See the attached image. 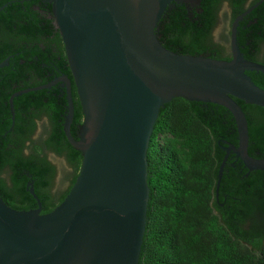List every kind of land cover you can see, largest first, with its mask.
<instances>
[{
  "label": "water",
  "instance_id": "obj_1",
  "mask_svg": "<svg viewBox=\"0 0 264 264\" xmlns=\"http://www.w3.org/2000/svg\"><path fill=\"white\" fill-rule=\"evenodd\" d=\"M173 1L49 0L72 77L61 74L18 91L9 102L14 115L15 97L62 83L64 133L82 163L69 193L49 213H42L30 182L36 209H14L0 196V264H139L150 199L149 144L161 109L175 98L217 104L233 116L238 145L224 147L217 190L231 153L248 170L264 171V158L249 153V122L236 100L264 108V88L248 74H264V64L247 59L238 43L240 22L264 0L233 20L230 60L163 46L157 29ZM73 82L83 112L78 139L71 131Z\"/></svg>",
  "mask_w": 264,
  "mask_h": 264
},
{
  "label": "trees",
  "instance_id": "obj_2",
  "mask_svg": "<svg viewBox=\"0 0 264 264\" xmlns=\"http://www.w3.org/2000/svg\"><path fill=\"white\" fill-rule=\"evenodd\" d=\"M249 1L200 0L190 8L184 0H175L159 22V40L179 54L230 60L231 51L213 39L219 12L228 2L232 25L256 2L248 6ZM3 6L0 63L10 59L0 68V196L14 209L36 208L37 201L27 190L33 181L45 214L67 196L82 163L81 153L65 140V88L55 86L15 98L13 130L9 98L59 74H72L49 0H0ZM238 43L247 59L264 64V2L240 22ZM248 74L264 88L263 73ZM74 90L71 131L78 139L83 112ZM236 100L249 122V153L264 158V108ZM44 115L54 129L47 137L34 139L37 119ZM229 144L238 145V134L232 114L223 106L175 98L161 109L148 149L150 199L139 264H264V226L245 231L238 225L243 214L235 212L236 222L228 227L212 206L224 147ZM50 151L65 156L74 169L67 190H52L56 169L47 158ZM234 161L231 155L219 190H228L229 183L228 191L242 199L246 211L252 210L254 200L264 208V172H251L247 178L245 165L236 160L235 169Z\"/></svg>",
  "mask_w": 264,
  "mask_h": 264
},
{
  "label": "flooded vegetation",
  "instance_id": "obj_3",
  "mask_svg": "<svg viewBox=\"0 0 264 264\" xmlns=\"http://www.w3.org/2000/svg\"><path fill=\"white\" fill-rule=\"evenodd\" d=\"M254 1L258 2L259 0H250L248 2V6L253 3ZM255 2V3H256ZM200 3V0H197V4ZM228 3V2H227ZM254 3V4H255ZM229 4V3H228ZM252 4V5H254ZM251 5V6H252ZM249 6V7H251ZM190 7V6H189ZM248 7V8H249ZM192 8V7H190ZM231 31V30H230ZM8 59V64L9 65V57L7 58ZM5 59V60H7ZM4 60V61H5ZM3 61V62H4ZM2 63V62H1ZM6 66V65H4ZM3 66V67H4ZM2 68V67H1ZM61 74L57 75L56 77H59ZM55 77V78H56ZM53 78V80L55 79ZM51 80V81H53ZM50 81V82H51ZM50 82H47L46 84L50 83ZM46 84H40V85H37V86H34V87H30V88H26V89H31V88H37V87H41L43 85H46ZM55 86H59L61 87V89L63 88L62 87V83H57L55 85H53L52 87L50 88H43V89H51ZM58 88V87H56ZM75 89V90H74ZM22 90H25V89H22ZM38 90H42V89H38ZM38 90H33V91H38ZM73 90L77 93V89H76V85L75 83L73 82L72 84V92ZM18 91H21V90H18ZM16 91V92H18ZM14 92V93H16ZM29 92H32V91H29ZM13 93V94H14ZM28 93V92H27ZM25 94V93H24ZM23 95V94H22ZM12 96V94H11ZM10 96V97H11ZM21 96V95H20ZM19 97V96H18ZM17 98V97H15ZM14 98V100H15ZM74 98V97H73ZM77 99L79 100V97H78V93H77ZM10 100V98H9ZM80 102V101H79ZM13 104H14V101H13ZM75 104V103H74ZM9 106H10V102H9ZM10 112H11V120H12V123H11V129L10 130H13L14 126L16 125V108H15V105H14V112L15 114L13 115L12 114V111H11V106H10ZM73 124V123H72ZM63 125H64V121H63ZM43 129V132L41 133L40 132V135L38 136L39 134V131H41ZM54 129V126L51 124L50 122V119L48 118V116L44 115L41 117V119H37V129H36V132H35V135L33 136L34 139H38V138H45L47 137L46 135H49L47 133H50L51 131H53ZM49 131V132H48ZM63 131H64V126H63ZM65 134V133H64ZM65 140H67L66 138V135H65ZM68 141V140H67ZM25 153L27 154V151L25 150ZM226 154V152H225ZM50 155H53L54 158L56 159H63L67 165L71 168L72 170V173L68 176V184L66 186V188H64L63 190H67L69 185H70V180L72 179V177L74 176L73 175V172H74V169L71 167V165H69L68 161L66 160L65 156H62V155H58L54 152H47V158L48 160L51 162V164L54 166V168L56 169V173H55V177L53 178L52 182L54 183V186H55V182H56V178H57V173H58V165L50 158ZM231 155H234L235 157V161L232 162V166H235V169L237 167L236 165V160H240L239 158H237L235 156L234 153H231L229 155V157ZM229 159V158H228ZM242 162V161H241ZM248 170V169H247ZM242 170H240L241 172ZM251 172H254V171H250L248 170V172L245 174V176L248 178L250 176V173ZM264 172V171H263ZM30 183H32L34 185V189H35V183L33 181H29ZM28 182V183H29ZM8 183H10L8 181ZM229 187H228V190H231L230 189V185L229 184ZM54 186L52 187V190L53 192L56 191L54 189ZM27 190H28V184H27ZM61 190V191H63ZM228 190H223V191H220L219 189L216 190V195H215V199L212 201V206L214 207L215 209V213L218 214V216L220 217V219L222 220V222L224 224H226L228 227H231L234 222H236V220L234 219L235 216H236V213L235 212H239L237 214H243L242 216V220L240 222H238V225L243 228L245 231H249L253 228L254 225H260V226H264V208L261 206H257L256 204V201H252V203L254 204V207L252 208L251 211H246L244 205H243V202H242V199L240 198H237L235 197L232 193H230ZM29 192V191H28ZM36 192V191H35ZM30 193V192H29ZM37 194V193H36ZM40 199V198H39ZM42 203V202H41ZM38 208V206L36 207ZM36 208H32V209H36ZM42 210H43V207H42ZM255 237H257V235H255ZM263 244H264V237H263Z\"/></svg>",
  "mask_w": 264,
  "mask_h": 264
},
{
  "label": "rangeland",
  "instance_id": "obj_4",
  "mask_svg": "<svg viewBox=\"0 0 264 264\" xmlns=\"http://www.w3.org/2000/svg\"><path fill=\"white\" fill-rule=\"evenodd\" d=\"M190 7L197 5V0H184ZM230 30H231V8L227 2H225L219 12V21L213 31V39L216 43H221L230 51ZM43 132V129L39 131ZM50 158L58 165V173L55 182L54 189L56 191L63 190L68 184V176L72 173L71 168L63 159H56L53 155Z\"/></svg>",
  "mask_w": 264,
  "mask_h": 264
}]
</instances>
